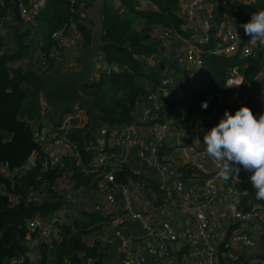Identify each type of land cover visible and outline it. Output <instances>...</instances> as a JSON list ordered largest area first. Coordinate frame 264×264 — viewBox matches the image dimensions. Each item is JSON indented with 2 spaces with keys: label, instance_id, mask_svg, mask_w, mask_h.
I'll list each match as a JSON object with an SVG mask.
<instances>
[{
  "label": "trees",
  "instance_id": "16d2710c",
  "mask_svg": "<svg viewBox=\"0 0 264 264\" xmlns=\"http://www.w3.org/2000/svg\"><path fill=\"white\" fill-rule=\"evenodd\" d=\"M139 1L118 0V4L114 5L112 0H106L103 4L100 10L103 23L101 38L103 45L99 54L105 69L98 71L96 79H91L79 87L80 93L92 98V104L100 114L98 128L106 127L108 132L120 130L131 124L144 127L147 123L141 122V112L143 108L150 106L147 99L149 89L154 90L155 87L160 86L162 75L160 68L164 65L172 68L174 79L181 72L175 60L171 58L177 46L170 44L165 38L152 36L153 28L166 29L173 37L179 36L183 40H188L194 34H200L199 31L188 27L187 19L180 12L179 0H146L154 6L153 8H141ZM204 2L209 3L208 0H203ZM92 3L93 0H46L45 8L31 21L23 23L19 20L17 24L26 32L25 42L31 46L34 41L37 52L49 53L54 46L51 39L52 33L58 30L66 31L71 23L77 26L83 37L82 47H85L89 44L90 33L85 25L78 22L79 13L88 10ZM259 10H264V0H254L246 5H238L236 10L214 4L207 40L199 45V56L202 61L199 79L177 90L181 96L180 101L186 104V110L176 111V101L172 98H163L158 110L160 115L155 122H169L171 127L186 131L194 127L192 124L194 117L223 111L218 105L209 102L207 97L210 94L229 95L230 92L225 88L224 83L229 69L233 66H239L244 77L239 91L241 105L249 107L257 118L264 114V110L260 109V105L264 104V91H260L257 86L258 83L264 82V48L254 46L253 55L242 58L238 54L221 56L213 53L223 22L232 21L240 26L244 40L247 35L241 25L250 21L252 14ZM8 16H12L11 7L0 5V23ZM205 16L206 12L201 18ZM35 35H39L40 38L34 39ZM162 53H168L170 59H165ZM258 74L262 76L260 80L257 77ZM164 89L168 92L171 90L168 86ZM205 100L208 102L206 110L201 107V102ZM174 111L176 116L171 117ZM40 112L39 93L27 91L26 99L18 115L19 119L34 126L39 122ZM180 116H183L182 120ZM87 128L88 126L78 128L77 121L74 120L72 126L65 133L62 132V135L77 144L78 156L62 157V166H43V163L48 161V156L44 152H38L34 164L13 180V191L16 195L25 196L28 191H38L45 187L48 198L54 199L57 198L62 184L60 179L64 177L66 182L63 181V183L73 184L70 193H74L78 199L75 203L65 202L60 222L56 224V237H52L50 242L39 240L36 234H32V238L37 240L36 251L40 264H66L67 258L74 252L81 255L83 264L96 259L99 252L105 253L106 257L110 258L109 260L113 259L115 264H122V255L117 252L119 243L114 235L115 230L109 232L106 240L97 237L108 230L106 225L110 224L113 215H116L113 220L123 215L120 206L116 207L113 214L106 215L89 208L86 201H94L98 193V171L113 172L117 184L129 185L141 183V169L135 164L139 163L146 169L151 168L137 158V150L134 147H131L128 156L124 157V150L121 148L104 145L102 154L106 158L105 168L93 170L90 162L94 156L88 150V146L90 143H95V138L86 133ZM136 171L138 175H135ZM250 175L251 173L241 169L239 176L233 174L227 181L220 178L222 183H218L223 194L228 186L233 189L239 208L244 213L254 207L264 208V200L256 199V190L252 187ZM213 176L214 174L211 177ZM125 222H138L140 228L139 230L136 228L137 231L134 234L128 235L123 229L116 227L115 229L120 230L123 235L134 238L143 232L141 222ZM258 223L262 231L256 239L244 232L254 240V248L238 251V259L231 261L222 257L221 245L217 263L251 264L253 260H258L260 264H264V222ZM239 224L243 225L237 221L230 222L224 229V233L231 234ZM247 224L250 225V223ZM25 232L22 237L25 236ZM87 239H93L92 243L87 244ZM180 246L178 253L180 255L185 253L184 256H187L188 244L183 243ZM174 249L175 246L170 250V257L179 264L176 258L172 257ZM28 261L30 264L29 259L26 263ZM161 263L166 264L164 261Z\"/></svg>",
  "mask_w": 264,
  "mask_h": 264
},
{
  "label": "built area",
  "instance_id": "2783aa9c",
  "mask_svg": "<svg viewBox=\"0 0 264 264\" xmlns=\"http://www.w3.org/2000/svg\"><path fill=\"white\" fill-rule=\"evenodd\" d=\"M94 1V0H93ZM208 8L205 10L206 16L201 18L199 13L202 10L203 0H179L182 2L181 14L187 19V23L192 25V20H200V26L194 25L195 31L200 34H194L188 40L181 39L179 36H172L170 31L154 27L152 36L165 38L170 44L177 46L175 54L171 58L175 60L176 65L181 72L174 79V70L164 65L160 68L161 78L160 86L155 87L154 90L148 91L147 99L150 102L149 107H145L141 112V122H146L141 131H139L135 124L123 127L120 130H107L106 127L98 128L97 134L94 137L95 143H90L88 150L93 154V159L90 165L93 170L98 168H105V156L102 154L104 145L115 146L124 150V157L128 156L130 148H136L137 158L143 162L147 167L155 170L160 176H164L171 180V189L176 194L180 195L186 205L191 206L192 215L195 220L194 229L190 226H184L181 230H176L174 224L170 220L162 221L158 226L148 221L147 215L139 211L136 207V194L131 190L129 185H119L115 182L113 172H97L98 179V194L100 199L87 200L86 205L94 211L102 214H113L117 206H120L123 215L118 217L116 221H139L141 222L143 232L137 234L134 238L125 236L120 230H115L114 235L118 240L117 252L122 255V264H148L149 261L153 263L166 262V264H176L170 257V250L174 246L180 244H188L190 252L197 256H205L208 258L209 264L216 263L218 257L219 247L216 248L215 242L223 247L222 257L227 260H237L238 251L243 249L254 248L255 243L246 233L238 231L233 232L228 237H224V232L215 228L208 218L209 207L212 202L219 196L220 178L218 176V169L213 160L208 157L204 151L205 145L200 147L185 144L184 149L193 161H210L214 166V176L207 179L200 190L197 192L193 189H187L184 183L180 180L176 173V169L171 166L165 159L160 156V148L163 146L166 137L169 133H173L176 138V144L179 146L185 137V131L173 128L169 122H155L160 115L158 110L161 107L163 98H172L176 101V111L186 110L185 102L180 101V95L177 93L180 88L186 87L188 84L199 79V72L202 69V61L199 56V45L206 42L208 31L211 27V10L212 7L218 5L220 7L231 8L236 10L238 5H246L254 0H208ZM114 5L118 4V0H112ZM46 6V0H27L26 6H19V20L23 23L31 21L32 18L42 11ZM89 21L86 11L79 13L80 24L85 25ZM74 24V23H72ZM69 27V26H68ZM218 42L214 47V54L221 56H233L238 54L239 57H248L253 55V45L250 43V36H246L243 40L240 32V26L235 25L232 21L222 24L218 35ZM51 39L54 42L53 48L49 53L37 52L36 55L29 56L23 62L28 68H32L38 74L48 72L53 64L58 61L66 49L70 50L69 58L64 69H76L79 65L76 59V53L83 47L79 40L68 34L66 31L58 30L52 33ZM264 55V53H263ZM165 59H170L169 54L162 53ZM156 62V66H158ZM93 75L92 79H96L98 71L104 70L105 65L102 62L100 54L96 55L93 60ZM257 77L261 79V75ZM244 77L239 66H233L228 71V76L225 80L224 86L230 92L226 96L208 95L207 100L212 104L218 105L221 110H231L235 107L240 108L241 101L239 100V91L243 84ZM240 84L226 87L227 84ZM169 87L170 92L166 91L164 87ZM40 118L39 122L31 126L33 130V141L41 147L38 152H44L48 156V161L43 163V166H62V157L78 156V147L75 142L70 141L62 132H66L71 126L72 122L77 121L78 128L89 127V116L80 107H74L63 112L55 124L50 117V111L44 104L40 97ZM260 109L264 110V104L260 105ZM175 111L171 117H175ZM183 116H180V120ZM200 130L205 134L213 126L211 114L202 116ZM88 129V128H87ZM87 131V130H86ZM38 152H32L26 163L20 168L9 172L8 177L15 179L20 177L26 170H28L35 162ZM138 175V171L134 172ZM66 179L62 177V182L59 193L64 192V202L60 210L48 215L42 219L35 215L31 220L26 222L27 238L29 242L36 241L32 238V234H36L37 239L45 242H50L52 237H56V224L60 222L61 212L64 208L65 202L75 203L78 201L74 193H70L73 186L71 182L63 183ZM66 182V181H65ZM47 187V186H46ZM47 189L42 187L38 191H28L25 196L9 194L8 201L11 204H17L19 201L25 203L31 202L39 204L43 200L53 201L47 195ZM226 194L230 197L227 203L226 211L230 219L234 222H241L243 224H258L264 222V208L254 207L249 212H242L239 208L238 200L235 198L233 189L228 186L225 189ZM58 193V195H59ZM117 196L119 198L117 199ZM258 221V222H257ZM206 255H205V254ZM217 255V256H216ZM92 261H88L90 264ZM251 264H260L258 260H253Z\"/></svg>",
  "mask_w": 264,
  "mask_h": 264
},
{
  "label": "water",
  "instance_id": "95a60500",
  "mask_svg": "<svg viewBox=\"0 0 264 264\" xmlns=\"http://www.w3.org/2000/svg\"><path fill=\"white\" fill-rule=\"evenodd\" d=\"M106 0H94L87 10L89 21L85 28L89 31V44L76 53L79 63L76 69H64L69 58V51L53 64L46 73L38 74L32 68L14 66L26 55L30 44L25 42L26 32L18 25H11V36L16 41V48L11 52L3 49L0 41V167L8 172L24 165L32 152L41 147L33 141V130L30 124L19 119L18 115L26 99L27 91L37 92L50 111L52 122H58L61 114L74 107H80L89 116V127L86 133L93 137L97 134L100 114L92 104V98L79 92V87L90 81L93 75V60L101 51L103 23L100 10ZM27 0H0L2 7H11V14L19 20V6H26ZM1 132L10 134L2 142ZM0 185L12 194L11 182L0 174ZM64 192H60L53 201L43 200L39 204L20 201L11 211L0 210V222H18L31 220L35 215L44 219L61 209ZM6 195H0V204L6 201ZM105 253L99 252L90 264H104ZM66 264H83L81 255L72 253Z\"/></svg>",
  "mask_w": 264,
  "mask_h": 264
},
{
  "label": "crops",
  "instance_id": "0c3cea01",
  "mask_svg": "<svg viewBox=\"0 0 264 264\" xmlns=\"http://www.w3.org/2000/svg\"><path fill=\"white\" fill-rule=\"evenodd\" d=\"M139 3L145 8L154 7L151 3L146 0H140ZM181 7L182 2H179V9H181ZM207 8L208 4L207 2H204L202 5V10L199 13L200 17L204 16L205 10ZM68 34L79 40L82 45L83 37L75 24L71 23L69 25ZM65 51H69V55H71L70 50L66 49ZM166 55H168V53H166ZM24 61L25 60H23V62ZM238 109V107H235L229 110L228 112L234 114L235 111ZM223 115V111L211 114L212 121L218 124ZM201 120L202 117H194L192 121L194 127L185 131V137L179 146L176 144V138L174 137V134L169 133L160 152L161 156L165 159V161H167L171 166L176 169V171L178 172L177 174L184 183L185 187L187 189H193L196 192L202 188L205 183V179L211 177L214 173V166L210 161H193L186 152V149H184L185 144H190L197 147H200L202 144H204L203 136L205 134L199 128V125L202 122ZM136 128L139 131H141L142 129V127L139 126H137ZM135 165H137V167L141 169V183L139 184L140 192L138 191L139 194L136 197V207L139 211L147 215L146 217L148 221H151V223L154 224H158L160 221L170 220L174 224L176 230H179L181 226H183L182 229L184 228V226H195V220L192 215L191 206L186 205L183 202L181 196L172 191L171 180L164 176H160L153 169H146L139 163ZM219 193V196L212 202L210 206V212L213 213L214 211H216V214H211L213 220L215 221V228L224 231V229L229 226L230 222H233L226 211L227 203L230 200V197L226 194V192L225 194H223L222 190ZM222 214L223 218L221 217ZM216 216L217 218L215 219ZM112 224L114 227H120L121 229H123V231L128 235L134 234V232H136L140 228L138 222H119L118 220H115V222H112ZM107 228L108 230L103 232L102 236H97L100 237L99 239L104 240V238L107 237L109 232L112 231L110 226ZM29 244V248L31 249L28 253L29 257L33 263L38 264L39 256L37 255L36 251L37 242L32 241L31 243L29 242ZM177 250L178 249L176 248L174 249V251L172 252V257L177 259L184 257L185 253L183 255H180ZM189 257L191 258L192 255L190 254ZM109 259L110 258H107L105 254L104 264H115L113 262V259ZM206 262L209 264L208 260H206ZM148 264L154 263L150 262Z\"/></svg>",
  "mask_w": 264,
  "mask_h": 264
},
{
  "label": "clouds",
  "instance_id": "9594fccd",
  "mask_svg": "<svg viewBox=\"0 0 264 264\" xmlns=\"http://www.w3.org/2000/svg\"><path fill=\"white\" fill-rule=\"evenodd\" d=\"M245 35L250 36L253 46L264 48V10L252 14L250 21L241 25ZM240 84L229 82L226 87ZM207 109L208 102H201ZM205 153L210 157L222 180L233 174L239 176L241 169L251 173L256 199L264 200V114L255 116L247 106H241L234 114L225 110L219 123L203 136Z\"/></svg>",
  "mask_w": 264,
  "mask_h": 264
},
{
  "label": "flooded vegetation",
  "instance_id": "af4514ba",
  "mask_svg": "<svg viewBox=\"0 0 264 264\" xmlns=\"http://www.w3.org/2000/svg\"><path fill=\"white\" fill-rule=\"evenodd\" d=\"M11 18L14 20L15 24H17V22L19 20H16L14 18V16L12 15ZM11 25H9L10 28ZM19 26V25H18ZM11 30V28H10ZM12 30L10 32V37L13 40V48L11 49H3L11 52L13 49L16 48V41L15 39L11 36ZM0 41H5L4 46L8 43V41L6 40H2L0 39ZM20 61H17L16 63H14V66H22L23 68H27L26 66L20 64ZM31 126V125H30ZM2 135V142L6 141L9 139L10 134L5 133V132H1ZM4 169V170H3ZM9 172L4 168V167H0V174L3 177H6L10 180L11 182V189L13 191V178L10 179V177H8ZM12 194H15L14 191ZM0 195H6L7 199L6 201L2 202L0 204V210H7V211H11L17 204H11L8 201V195L9 193H7L5 191V188L0 185ZM23 201V200H22ZM26 222L27 220H24L23 224H19L18 222H8V221H3L0 222V264H29L26 263V260L29 259L30 260V264H36L33 263L29 257V251L31 250L30 244H29V239L27 238V232H25L26 229ZM25 232V236L22 237V234ZM67 263V260H66ZM38 264H40L39 260H38Z\"/></svg>",
  "mask_w": 264,
  "mask_h": 264
},
{
  "label": "rangeland",
  "instance_id": "374dc122",
  "mask_svg": "<svg viewBox=\"0 0 264 264\" xmlns=\"http://www.w3.org/2000/svg\"><path fill=\"white\" fill-rule=\"evenodd\" d=\"M140 7L141 8H144L142 5H140ZM191 24L192 25H190V24H188V27L190 28V27H193L194 25H196L197 27L198 26H200V20H192V22H191ZM9 25H16L15 24V22H14V20L11 18V16H8V17H6L4 20H2L1 21V23H0V39H2V40H6V41H8V43L4 46V49H11V48H13L14 46H13V40L11 39V37H10V32H11V30H10V28H9ZM36 25V24H35ZM39 26V25H38ZM40 38V36L39 35H35L34 36V39H39ZM5 42V41H4ZM36 53H37V47H35V43H34V41H32V44H31V46H30V48L28 49V51H27V55L24 57V58H22V60L20 61V64H22V65H24L23 64V60H27L28 58H29V56H33V55H36ZM24 66H26V65H24ZM257 86H259V89H260V91H264V82H262V83H258V85ZM224 112H225V110H224ZM215 125H217L216 123H213V126H215ZM201 126L203 127V124H200L199 125V128H201ZM4 170V169H3ZM129 186H130V188H131V190H133L134 191V193L136 194V196H138V194H139V192H140V189H139V184H137V183H131V184H129ZM139 191V192H138ZM96 199H100L101 198V196L97 193L96 194V197H95ZM218 200V199H217ZM217 200H216V202H217ZM215 202V203H216ZM210 207H209V211H208V218H209V220H210V218H211V222H213V223H211L213 226L215 225L214 223H215V221L213 220V217H212V215L211 214H216V211H214L213 213H211L210 212ZM118 214H121V212L119 213L118 212ZM115 217H116V215H113L112 216V218L113 219H115ZM221 217L223 218V214L221 215ZM217 218V216L215 217V219ZM113 219H111L112 221L110 222V225H109V223L106 225V227H109L110 226V228L112 229V230H116L115 228L116 227H114L113 226V224H112V222H115V220H113ZM160 221V220H159ZM163 221H165V220H163ZM160 223H162V221H160L158 224L156 223V224H154V225H156V226H158ZM218 223H220V222H218ZM225 224V223H224ZM223 224V225H224ZM189 226H191V225H189ZM182 227L183 226H181V228H179V230H181L182 229ZM193 229H194V226H191ZM215 227V226H214ZM245 229V230H244ZM229 230V229H228ZM238 231H243V232H247V233H249V234H251L255 239L258 237V234L259 233H261V228H260V224L258 223V224H243V225H241V224H239V225H237L235 228H234V230H233V232H238ZM224 232V231H223ZM232 232V233H233ZM225 234V233H224ZM108 236V235H107ZM228 236H230V233H228V234H225L224 235V237H228ZM107 238L105 237L104 238V240H106ZM92 239H91V242H90V239H87V241H86V243L87 244H91L92 243ZM90 242V243H89ZM219 242L218 241H216L215 242V246H217L216 248H220V243L218 244ZM181 246L180 245H177V246H175V248L176 249H178L179 250V248H180ZM187 248H188V246H187ZM188 254L189 255H187V256H184V257H182V258H179V259H175L176 261H178V263L179 264H208L207 262H206V260L208 259V258H206L205 259V256H195V255H193L192 253H190V248H189V250H188ZM190 254L192 255V257L190 258L189 256H190ZM205 254V253H204ZM206 255V254H205ZM217 256V255H216ZM193 258H195V259H193ZM160 264H162V263H160ZM213 264H216V263H213ZM218 264V263H217Z\"/></svg>",
  "mask_w": 264,
  "mask_h": 264
}]
</instances>
